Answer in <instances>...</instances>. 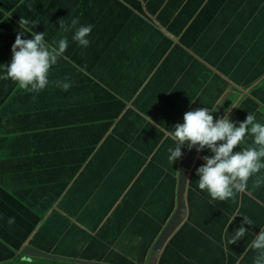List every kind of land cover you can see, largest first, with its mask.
Listing matches in <instances>:
<instances>
[{"label": "crops", "instance_id": "crops-1", "mask_svg": "<svg viewBox=\"0 0 264 264\" xmlns=\"http://www.w3.org/2000/svg\"><path fill=\"white\" fill-rule=\"evenodd\" d=\"M74 18L93 26L86 48L72 40L75 29L60 28ZM23 31L45 33L50 46L66 37L69 47L39 93L0 78V264L27 246L147 264L177 209L189 153L185 146L169 164L174 125L201 107L217 118L221 104L237 126L249 113L264 124V0H0V77ZM252 144L247 136L237 150ZM204 155L189 171L186 219L158 264H254L264 169L221 202L199 190ZM245 216L253 224L230 244Z\"/></svg>", "mask_w": 264, "mask_h": 264}, {"label": "clouds", "instance_id": "clouds-1", "mask_svg": "<svg viewBox=\"0 0 264 264\" xmlns=\"http://www.w3.org/2000/svg\"><path fill=\"white\" fill-rule=\"evenodd\" d=\"M20 26L28 23L20 19ZM78 18L66 25L64 20L59 21L60 28L67 32L70 28L75 29L72 40L81 47H88V36L93 30L92 25H80ZM31 39H24V31L16 35L12 45V59L10 65H5L6 74L2 79H11L22 90L39 93L50 83L49 71L58 60L63 57L69 47L68 39L62 38L54 42L56 46H50L45 42V33H31ZM67 80V78H66ZM56 87L64 91L69 90L70 83L64 81L54 82ZM215 112L207 107L197 108L184 114L183 123L174 125L171 137L176 147L169 148L168 162L172 166L184 156L182 149L186 146L189 151L193 148L198 153L205 150L211 155L200 157L205 161L197 171L199 176L198 187L201 191H207L214 200L226 202L234 198L237 192L247 189L248 181L253 175L264 169V124L257 122L254 114L249 113L246 119L236 122L231 119L230 113L226 112L220 118H215L211 113ZM247 136L253 137V144L237 150L245 144ZM264 183V178L257 179L255 186ZM241 225L234 231L229 240L230 244H237L247 232V226L253 221L248 217H242ZM15 218L8 219V224L13 225ZM250 247L257 251L254 264H264V229H261L251 242ZM21 264H34L29 254L21 256Z\"/></svg>", "mask_w": 264, "mask_h": 264}, {"label": "water", "instance_id": "water-1", "mask_svg": "<svg viewBox=\"0 0 264 264\" xmlns=\"http://www.w3.org/2000/svg\"><path fill=\"white\" fill-rule=\"evenodd\" d=\"M222 106L221 104L218 108V118L223 116L222 112ZM198 157V152L195 148H193L189 153L187 154L186 158L181 163V169H180V177H179V189H178V198H177V209L163 231L161 232L160 236L154 243L151 253L149 255V259L147 264H158L160 253L162 252L164 246L167 244V242L170 240V238L173 236V234L177 231V229L184 223L186 216H187V205H186V190H187V184H188V176L189 171L193 167L196 159ZM23 254H29L31 257H37V258H45L49 260H57L72 264H104V263H98V262H91V261H84V260H76V259H70L60 256H55L52 254H49L47 252H44L42 250L35 249L33 247L27 246L23 250Z\"/></svg>", "mask_w": 264, "mask_h": 264}, {"label": "rangeland", "instance_id": "rangeland-1", "mask_svg": "<svg viewBox=\"0 0 264 264\" xmlns=\"http://www.w3.org/2000/svg\"><path fill=\"white\" fill-rule=\"evenodd\" d=\"M21 256L23 255H19V257L15 261L10 262L9 264H21V259H20ZM32 259L34 261V264H69L67 262H62V261H57V260L53 261V260H49L45 258H41V259L32 258ZM70 259H73V258H70Z\"/></svg>", "mask_w": 264, "mask_h": 264}, {"label": "trees", "instance_id": "trees-1", "mask_svg": "<svg viewBox=\"0 0 264 264\" xmlns=\"http://www.w3.org/2000/svg\"><path fill=\"white\" fill-rule=\"evenodd\" d=\"M70 264H72V263H70Z\"/></svg>", "mask_w": 264, "mask_h": 264}]
</instances>
